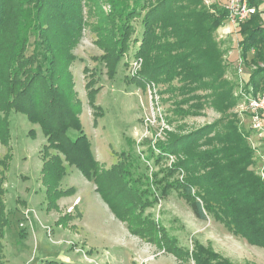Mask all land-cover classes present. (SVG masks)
Instances as JSON below:
<instances>
[{
    "label": "rangeland",
    "instance_id": "1",
    "mask_svg": "<svg viewBox=\"0 0 264 264\" xmlns=\"http://www.w3.org/2000/svg\"><path fill=\"white\" fill-rule=\"evenodd\" d=\"M120 1L123 2L116 0L117 5ZM212 3L215 0H203L206 6ZM79 9L78 27L50 36L60 54L58 58L63 60L60 71L57 68L60 80L63 86L71 85L76 91L82 129L90 140L93 156L103 168L115 164L123 151H134L144 158L150 149L155 157L159 156L158 144L169 134L222 122L223 116L232 113L254 151L253 168L264 178V142L252 131L248 116L241 110L247 96L264 92L249 82L250 74L264 67V55L254 58L253 48L243 61L238 47L240 35L236 28L229 30L227 19L213 34L225 52V78L234 84L231 95L236 104L224 114L209 104L184 113L189 108L184 103L188 95L175 89L174 79L159 80L143 73L142 58L134 53L139 43L129 40L131 44L127 45L126 31L109 15V0H81ZM258 10L262 11L264 24V0ZM13 19L9 17L8 25ZM133 22L131 40L140 31L139 18ZM71 35L74 38L69 43V53L62 55ZM33 47L29 46L28 52ZM90 92L94 94L91 99ZM8 121L7 137L0 138V211L6 219L0 237L2 264H195L190 255L195 241L212 247L232 264H264V247L231 235L211 216L197 219L174 188L162 198L156 196L160 195L158 187L163 181L183 177L182 170L171 178L167 173V168L182 154L154 160L148 153L149 158L144 159L147 168L142 167V177L150 175L153 193L151 187L148 192H139L148 196L139 197L141 205L136 212L145 219L152 218L157 229L166 230L170 240L165 243L170 250H165L150 237L159 238V233L146 238L131 233L128 223L111 212L98 185L87 180L75 166L63 162L65 174L56 186L43 182L41 153L46 138L41 124L17 110L9 111ZM67 133L71 138L78 134L73 128H68ZM47 153L55 151L50 149ZM142 184H146L145 179ZM130 227L140 230L139 225ZM146 228L150 233V228ZM177 247L184 256L179 257Z\"/></svg>",
    "mask_w": 264,
    "mask_h": 264
},
{
    "label": "trees",
    "instance_id": "2",
    "mask_svg": "<svg viewBox=\"0 0 264 264\" xmlns=\"http://www.w3.org/2000/svg\"><path fill=\"white\" fill-rule=\"evenodd\" d=\"M224 2L215 0L206 6L203 0H123L117 5L116 0H109V15L113 23L117 20V26L126 31L127 45L131 44L129 40L139 43L134 53L142 58L143 73L159 80L174 79L175 89L188 95L184 103L189 108L184 113L209 104L224 114L236 104L231 95L234 84L225 78L228 68L222 57L225 52L213 34L227 19ZM80 3L81 0H0V138L7 137L9 111L25 112L41 124L46 138L41 153L43 182L56 186L65 174L63 162L75 166L87 180L98 185L97 190L111 212L128 223L131 233L140 234L141 238L159 233V238L150 237L165 250H170L165 243L170 240L166 230L157 229L152 218L145 219L136 212L141 205L139 192H148L151 187L153 193L150 175L143 178L142 167L147 168L145 160L149 157L157 160L182 154L167 168V173L171 178L182 170L183 177L163 181L158 187L160 195L156 196L162 198L174 188L197 219L211 216L231 235L264 247V178L253 168L254 151L234 114L223 116V124L219 121L169 134L158 144L156 157L150 149L144 158L134 151H123L107 169L95 159L81 126V103L72 86H63L60 80L57 68H61L63 60L58 58L60 54L50 36L80 25ZM255 3L258 6L261 1ZM261 13L257 10L235 26L243 61L253 48L254 58L264 55ZM10 16L14 19L8 25ZM135 17L140 20V31L131 40ZM73 38L69 37L62 55L69 53ZM29 46H34L30 52ZM249 82L255 89L264 90V67L254 70ZM93 97L90 92L88 98ZM68 128L78 132L75 138L68 135ZM50 149L55 153H47ZM144 179L146 184H142ZM147 196L146 193L142 198ZM5 223L0 211V237ZM131 224L139 225L140 230L132 229ZM177 251L179 257L184 256L179 247ZM190 255L195 264H232L212 247L196 241Z\"/></svg>",
    "mask_w": 264,
    "mask_h": 264
},
{
    "label": "built area",
    "instance_id": "3",
    "mask_svg": "<svg viewBox=\"0 0 264 264\" xmlns=\"http://www.w3.org/2000/svg\"><path fill=\"white\" fill-rule=\"evenodd\" d=\"M258 1L263 0H225L223 7L228 13L230 31L258 10L255 3ZM238 70L241 71V68ZM241 110L248 116L252 131L264 142V92L247 96Z\"/></svg>",
    "mask_w": 264,
    "mask_h": 264
}]
</instances>
